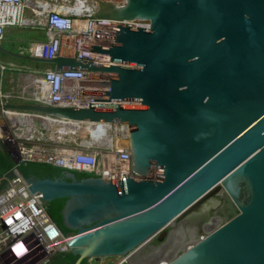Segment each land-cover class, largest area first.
Wrapping results in <instances>:
<instances>
[{
  "label": "water",
  "instance_id": "95a60500",
  "mask_svg": "<svg viewBox=\"0 0 264 264\" xmlns=\"http://www.w3.org/2000/svg\"><path fill=\"white\" fill-rule=\"evenodd\" d=\"M114 27L112 64L37 59L110 72L88 109L8 104L62 123L128 127L131 173L24 178L59 213L74 264H264V0H68ZM1 108V106H0ZM77 174L89 177L78 179ZM12 176V173L9 174Z\"/></svg>",
  "mask_w": 264,
  "mask_h": 264
},
{
  "label": "built area",
  "instance_id": "2783aa9c",
  "mask_svg": "<svg viewBox=\"0 0 264 264\" xmlns=\"http://www.w3.org/2000/svg\"><path fill=\"white\" fill-rule=\"evenodd\" d=\"M74 6L68 0H0V42L5 40L8 28L33 26L45 38L34 42L25 52L27 56L44 60L72 58L103 67L112 64L109 56L90 53L91 45L109 47L114 43L117 25L149 28V22L95 18L74 11ZM20 68L23 67L0 61V138L3 144L13 146L9 155L15 165L10 171L11 177L9 173L0 179V264H49L56 255L69 252L68 241L28 191L18 172L19 166L41 164L67 172L151 182L156 180L157 171L152 170L150 178L131 173L127 126L69 123L77 127L75 134L70 132L67 138L57 141L50 139L44 128L35 125L36 120L41 122L39 118H49L46 115L5 108L8 104H33L85 110L93 101H108L112 73L68 68L30 71L26 73V87L6 91L3 74ZM15 114L33 115L34 124L17 125ZM79 128L87 138L77 136ZM122 128L127 131L122 140L125 147L117 149L116 130ZM106 159L113 164L109 169L105 168ZM87 262L96 264L92 260Z\"/></svg>",
  "mask_w": 264,
  "mask_h": 264
},
{
  "label": "trees",
  "instance_id": "16d2710c",
  "mask_svg": "<svg viewBox=\"0 0 264 264\" xmlns=\"http://www.w3.org/2000/svg\"><path fill=\"white\" fill-rule=\"evenodd\" d=\"M73 10L79 12V10L76 7L73 8ZM14 166L15 165L13 164V161L11 160L10 156L5 151L1 152L0 179L4 176H7L10 173V171L14 168ZM18 172L24 178L34 177L35 179H46V178L52 179L53 177H58L61 170L55 169L47 165L28 163L19 166ZM76 176L78 179L89 177V175L77 174V173ZM63 205H64V201H53L52 203L45 205L48 216L50 217L51 221L55 224V226L61 231V233L67 232L63 227L59 215ZM76 259L77 258L73 257L70 254V252H68L63 255H56L55 257H53L52 258L53 261L51 260L52 261L51 264H74ZM82 264H87V262H83Z\"/></svg>",
  "mask_w": 264,
  "mask_h": 264
},
{
  "label": "crops",
  "instance_id": "0c3cea01",
  "mask_svg": "<svg viewBox=\"0 0 264 264\" xmlns=\"http://www.w3.org/2000/svg\"><path fill=\"white\" fill-rule=\"evenodd\" d=\"M33 31L35 32L36 35H37V32H42L38 30L37 27H33V26H26L22 28H8L5 33V41L10 44H20L17 47L18 52L16 51V54L24 55L26 54L25 52L31 47V45L34 42L42 40L41 37L32 35ZM44 38H45V35H44ZM28 44H29V47L27 48ZM27 55L28 53L24 56H27ZM0 61L6 62V63H14L19 67H23L13 61H3V60H0ZM47 69H55V66L50 64L49 67L46 68L45 70ZM12 71L14 70H11V74L9 72H5L3 74L4 81L2 82H4V89L6 91H9L12 88L18 87V86L20 89L26 87L25 83L28 81V78H26V74H15L16 71L15 72H12ZM4 151L5 150L2 148V145L0 144V153Z\"/></svg>",
  "mask_w": 264,
  "mask_h": 264
},
{
  "label": "rangeland",
  "instance_id": "374dc122",
  "mask_svg": "<svg viewBox=\"0 0 264 264\" xmlns=\"http://www.w3.org/2000/svg\"><path fill=\"white\" fill-rule=\"evenodd\" d=\"M32 35L37 36V37L39 36V37H41L42 40L44 39V33H42V32H37V35H36L35 32L33 31ZM18 45H20V44H10V43H8V42H6L4 40V41L0 42V49L4 50V51L16 53V51L18 52V49H17ZM28 47H29V44L27 45V48ZM0 60L13 61V62L17 63L18 65L23 66V68L18 69V71H16L15 74H26V73H28L30 71L31 72L44 71L50 65V64L39 63V62H35V61H27V60H22V59H15V58H12V57H9V56L5 55L2 51H0ZM9 73L11 74V72H9ZM14 119H15V122L18 123L17 125L23 123V124H26V126H31V125L34 124L33 119H31V118L21 117V118H14ZM35 125L37 127L45 128L43 123L39 122L37 120L35 121ZM51 126H52V128H51ZM55 126H56L55 123H49V127H50L49 130L52 133L55 131ZM58 137L61 138V135H59ZM84 137L87 138L86 135H84ZM72 139H75V137L72 138ZM118 140H121L120 136H118V138L115 139V143H117ZM0 144L2 145V148L5 150V152L8 153V154L10 153V151L13 148V146H7V145L3 144L1 138H0ZM120 144H122L121 148L125 147L123 141H120ZM51 260H50L49 264L52 263L53 260L52 261ZM85 262H87V261H85ZM87 264H89V263L87 262Z\"/></svg>",
  "mask_w": 264,
  "mask_h": 264
},
{
  "label": "bare ground",
  "instance_id": "6f19581e",
  "mask_svg": "<svg viewBox=\"0 0 264 264\" xmlns=\"http://www.w3.org/2000/svg\"><path fill=\"white\" fill-rule=\"evenodd\" d=\"M75 7L78 9L77 6H75ZM79 12H82V11L79 10ZM21 117L34 119L33 115H31V116H23V115H18V114H15L14 118H21ZM39 119L43 123V125L45 127L44 129L46 131H48L47 132L48 136L50 137V139H53V140L62 141L64 138H67L68 133L71 132V133L75 134L76 129H77L76 126L69 125V123L65 124V123L58 122V121H55V120H52V119H49V118H44V119L43 118H39ZM49 123H55L56 124L55 131L53 133L49 130V128H50L49 127ZM51 128H52V126H51ZM116 133L118 134V135H116L117 138H118V136L121 137V140H118V142L116 143L117 144L116 148L120 149V146H122V144H120V141H122L124 139V137L126 136L127 131L125 130V128H122V129H117ZM59 135H61V138L58 137ZM77 136L81 137V138H85L84 137V132H80V128H79V134ZM106 144H108V143H106ZM112 165L113 164L111 163L110 160H108V159L105 160V168L106 169H109V167H111Z\"/></svg>",
  "mask_w": 264,
  "mask_h": 264
}]
</instances>
